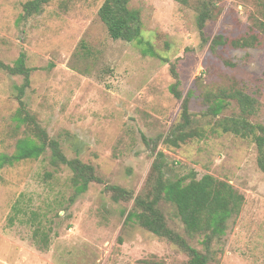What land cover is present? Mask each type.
I'll return each mask as SVG.
<instances>
[{
  "label": "rangeland",
  "instance_id": "rangeland-1",
  "mask_svg": "<svg viewBox=\"0 0 264 264\" xmlns=\"http://www.w3.org/2000/svg\"><path fill=\"white\" fill-rule=\"evenodd\" d=\"M30 0H0V62L13 65L26 55L32 69L24 101L70 159L96 168L102 183L70 204L72 173L55 169L50 151L0 171V264H188L178 246L127 222L131 202H115L108 186L145 192L159 152L167 178L205 175L232 185L244 196L238 216L222 241L212 244L208 264H264V171L249 139L224 133L205 117L206 96L241 89L260 102L250 118L264 126L263 0H217V15L197 25V2L133 0L142 12L144 46L115 41L99 18L105 0H54L23 19ZM251 35L256 43L236 47ZM222 37L225 45L211 49ZM176 64L181 91L192 93L190 111L205 131L174 147L165 144L178 121L182 101L170 92ZM20 76L0 71V155L12 156L26 128L16 121ZM235 102L219 118L239 116ZM172 229L188 238L176 209L161 203ZM189 239V238H188ZM202 238L189 240L204 251Z\"/></svg>",
  "mask_w": 264,
  "mask_h": 264
},
{
  "label": "trees",
  "instance_id": "trees-1",
  "mask_svg": "<svg viewBox=\"0 0 264 264\" xmlns=\"http://www.w3.org/2000/svg\"><path fill=\"white\" fill-rule=\"evenodd\" d=\"M54 0H30L23 5V19H28L43 11V8ZM133 0H105L99 10V18L106 26L111 39L144 46V55H155L150 43L142 37L144 24L142 12L132 8ZM181 5L189 6L192 0H173ZM197 25L202 38L206 43L205 29L207 24L217 15V0H196ZM264 4V0H263ZM257 37L251 35L242 40L234 41L236 47H249L256 43ZM222 37L211 41V49L225 45ZM0 71H6L11 76H20L23 83L17 87L16 98L19 109L16 121L26 128L25 137L18 141L16 153L12 156L0 155V171L5 167L38 160L50 151V163L55 169L67 167L71 173L73 195L70 204L86 193L93 183H102L97 175L96 168L84 163L79 158L70 159L64 153L59 141L51 138L48 132L39 124L29 111L24 97L31 85L32 69L26 64V55L23 53L13 65L0 62ZM171 74L174 83L170 86L171 94L182 101L178 121L172 126L166 136L165 144L180 147L182 144L194 139H203L205 131L197 124L195 116L190 111L192 93L186 96L181 91V79L176 64L171 65ZM208 109L205 117L216 120V125L224 133H232L242 139L252 140L258 149V165L264 171V126L253 124L251 117L260 111V102L241 89H221L206 96ZM235 102L240 110L239 116L219 118V116ZM165 156L159 152L152 166L148 179V189L134 199V194L119 186H108L115 202H131L134 207L128 213L127 222H136L140 227L178 246L189 257L188 264H208L212 255V244L215 240L222 241L228 229L229 221L238 216L244 204V196L232 185L221 181L212 175H205L200 180L196 175L190 178L171 180L165 173ZM168 203L176 209L177 217L184 226L187 237L172 229L167 221L166 214L160 207L161 203ZM200 237L204 251L193 247L189 240Z\"/></svg>",
  "mask_w": 264,
  "mask_h": 264
}]
</instances>
